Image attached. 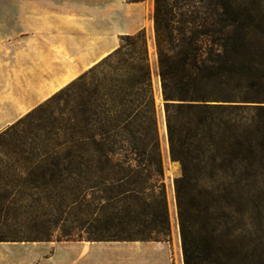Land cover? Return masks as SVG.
Instances as JSON below:
<instances>
[{
	"label": "trees",
	"instance_id": "obj_1",
	"mask_svg": "<svg viewBox=\"0 0 264 264\" xmlns=\"http://www.w3.org/2000/svg\"><path fill=\"white\" fill-rule=\"evenodd\" d=\"M233 4L153 0L169 154L182 168L174 180L182 264H247V180L264 182V107L247 126L246 109L216 103L234 93L264 101V0H247L244 24ZM147 62L143 31L124 35L45 101L98 76L70 128V147L32 162L43 166L41 177L65 185L70 199L57 207L76 210L81 226L138 227L140 241L163 242L169 221ZM8 242L20 241L0 236Z\"/></svg>",
	"mask_w": 264,
	"mask_h": 264
},
{
	"label": "rangeland",
	"instance_id": "obj_2",
	"mask_svg": "<svg viewBox=\"0 0 264 264\" xmlns=\"http://www.w3.org/2000/svg\"><path fill=\"white\" fill-rule=\"evenodd\" d=\"M20 3L21 0H0V54H19L28 46L25 42H31L29 38L36 37L35 29L25 27L26 21L34 20L35 14L21 13ZM233 11L238 22L244 24L247 16V0H234ZM152 12L151 10L148 13L146 26L141 30L148 51L147 63L154 104L152 118L162 164V183L169 221L167 240H179L180 243L174 180L181 177L182 168L180 163L172 160L169 154L165 101L158 75ZM121 37L118 36V46ZM89 77L91 78L87 79L85 86L78 83L56 94L50 101L43 102L27 113L28 116L25 115L0 131V236L12 237L20 241L8 243L35 244L40 243V240L140 241L143 237L138 227L122 229L97 225L81 226V216L77 215L76 210H59L57 207L61 199H70L65 185L62 187L57 181L41 177L43 166L32 162L36 156L52 154L70 147V128L74 124V118L77 115L80 117L79 107L93 93L97 83L96 73ZM231 96L235 98L228 102L216 103L246 109L242 115L243 121H247V126L251 125L252 119H256L257 115L253 109L264 107V101H244L238 99L241 96L235 93ZM146 118L144 127L145 132L148 133L149 116L147 115ZM262 263H264V182L247 180V264Z\"/></svg>",
	"mask_w": 264,
	"mask_h": 264
},
{
	"label": "crops",
	"instance_id": "obj_3",
	"mask_svg": "<svg viewBox=\"0 0 264 264\" xmlns=\"http://www.w3.org/2000/svg\"><path fill=\"white\" fill-rule=\"evenodd\" d=\"M153 0H21L36 37L0 54V131L24 117L146 26ZM28 41V40H26ZM0 264H182L179 240L0 243Z\"/></svg>",
	"mask_w": 264,
	"mask_h": 264
}]
</instances>
